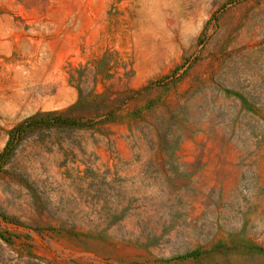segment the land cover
<instances>
[{
  "label": "rangeland",
  "instance_id": "374dc122",
  "mask_svg": "<svg viewBox=\"0 0 264 264\" xmlns=\"http://www.w3.org/2000/svg\"><path fill=\"white\" fill-rule=\"evenodd\" d=\"M3 153L0 264H264V0H0Z\"/></svg>",
  "mask_w": 264,
  "mask_h": 264
},
{
  "label": "trees",
  "instance_id": "16d2710c",
  "mask_svg": "<svg viewBox=\"0 0 264 264\" xmlns=\"http://www.w3.org/2000/svg\"><path fill=\"white\" fill-rule=\"evenodd\" d=\"M29 122H31V121H27L26 124H29ZM19 128H21V127H19ZM3 155H4V153L2 155H0V162H1V158L3 157Z\"/></svg>",
  "mask_w": 264,
  "mask_h": 264
}]
</instances>
